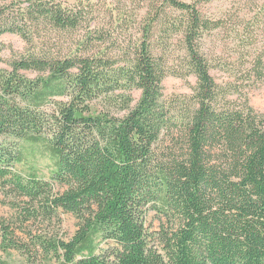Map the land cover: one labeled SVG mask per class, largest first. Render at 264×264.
I'll list each match as a JSON object with an SVG mask.
<instances>
[{
	"label": "trees",
	"instance_id": "obj_1",
	"mask_svg": "<svg viewBox=\"0 0 264 264\" xmlns=\"http://www.w3.org/2000/svg\"><path fill=\"white\" fill-rule=\"evenodd\" d=\"M139 4L141 38L114 53L89 0H0V38L27 45L0 58V186L26 199L24 222L77 220L71 237L22 239L0 218V252L55 264H264V114L245 85H264V49L245 81L219 84L201 42L220 22L196 2ZM124 15L110 17L128 25ZM51 32L69 37L65 49L48 44ZM158 35L182 37L180 67L158 53ZM169 77L196 82L167 97Z\"/></svg>",
	"mask_w": 264,
	"mask_h": 264
},
{
	"label": "rangeland",
	"instance_id": "obj_2",
	"mask_svg": "<svg viewBox=\"0 0 264 264\" xmlns=\"http://www.w3.org/2000/svg\"><path fill=\"white\" fill-rule=\"evenodd\" d=\"M27 2L29 0H18ZM32 1V0H31ZM62 2L75 3L78 0H60ZM95 5L98 19L96 26L102 27L108 43H102L104 47L114 49V53H119V46L133 44L141 38L137 31L138 25L134 15H137L139 0H89ZM187 3L196 2L199 13L209 21H219L221 27L207 32L201 42V52L209 61L212 69L211 75L219 84L233 82L238 78L241 82L246 80V69L248 63L253 59L257 51L264 49V0H183ZM112 9H118L119 14L130 16L128 25L117 24L115 17L111 19ZM124 15V16H125ZM136 18V20H135ZM158 35L155 45L161 47L166 52L167 64L173 67H180L185 56L182 37H173L170 40H162ZM48 44L58 48H66L69 37L61 36L51 32ZM163 42V46L160 43ZM26 43L16 35H5L0 38V58L4 61L10 60L12 56L22 54L26 50ZM46 47V46H45ZM157 53V52H156ZM6 64H0V68H7ZM196 80L191 77L182 80L169 77L163 82L164 93L167 97L172 95L189 94V85H195ZM247 96L250 105L257 111L264 114V85L245 82ZM141 92L135 91L133 97L135 103L140 98ZM101 111L100 106H96L94 113ZM57 190L60 187H56ZM0 218L5 219L16 227L19 238H25L29 233L34 236L49 237H71L76 231L77 220L74 216L59 213L58 219L53 220H21L19 209L27 208L26 199L14 195L5 197L0 186ZM147 225L155 230L159 227V222L151 213L148 216ZM29 257V256H28ZM31 258V256H30ZM29 258V259H30ZM53 260H32L16 250L8 253L0 252V264H55Z\"/></svg>",
	"mask_w": 264,
	"mask_h": 264
}]
</instances>
